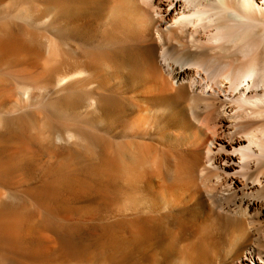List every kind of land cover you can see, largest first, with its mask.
<instances>
[{
    "label": "bare ground",
    "instance_id": "bare-ground-1",
    "mask_svg": "<svg viewBox=\"0 0 264 264\" xmlns=\"http://www.w3.org/2000/svg\"><path fill=\"white\" fill-rule=\"evenodd\" d=\"M0 264H264V0H0Z\"/></svg>",
    "mask_w": 264,
    "mask_h": 264
}]
</instances>
